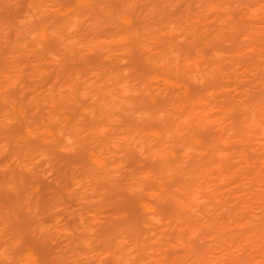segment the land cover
I'll use <instances>...</instances> for the list:
<instances>
[{
  "label": "rangeland",
  "instance_id": "374dc122",
  "mask_svg": "<svg viewBox=\"0 0 264 264\" xmlns=\"http://www.w3.org/2000/svg\"><path fill=\"white\" fill-rule=\"evenodd\" d=\"M0 264H264V0H0Z\"/></svg>",
  "mask_w": 264,
  "mask_h": 264
},
{
  "label": "bare ground",
  "instance_id": "6f19581e",
  "mask_svg": "<svg viewBox=\"0 0 264 264\" xmlns=\"http://www.w3.org/2000/svg\"><path fill=\"white\" fill-rule=\"evenodd\" d=\"M15 176H16V174H15Z\"/></svg>",
  "mask_w": 264,
  "mask_h": 264
}]
</instances>
